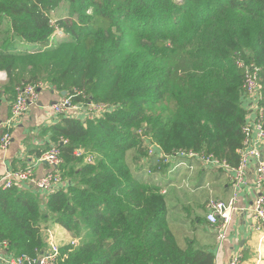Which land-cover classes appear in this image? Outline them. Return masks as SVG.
<instances>
[{
    "label": "trees",
    "instance_id": "1",
    "mask_svg": "<svg viewBox=\"0 0 264 264\" xmlns=\"http://www.w3.org/2000/svg\"><path fill=\"white\" fill-rule=\"evenodd\" d=\"M62 3L68 17L52 22ZM250 66L264 115V0H0V94L11 103L17 86L42 82L108 107L94 120L61 116L48 128L36 156L59 149L63 184L45 195L0 188V239L34 259L58 225L78 239L59 247L58 264H215L198 245L197 218L181 209L175 228L167 184L147 174L180 170L179 161L193 168L198 159L180 153L238 165Z\"/></svg>",
    "mask_w": 264,
    "mask_h": 264
},
{
    "label": "crops",
    "instance_id": "2",
    "mask_svg": "<svg viewBox=\"0 0 264 264\" xmlns=\"http://www.w3.org/2000/svg\"><path fill=\"white\" fill-rule=\"evenodd\" d=\"M6 84V75L0 71V88ZM63 95L56 92L49 85L39 92V99L35 105L29 106L10 126V142L6 149L0 148V177L7 171H17L26 166H33L35 178L41 177L50 167L45 162L37 163L36 153L41 151L50 142V128L59 117L50 113L49 105L58 101ZM10 101L4 94H0V123L7 120L10 115ZM253 113L249 112V120ZM0 127V133L2 132ZM261 157L264 161V144L261 147ZM194 167L186 169L169 165L165 168V174L154 173L160 185L165 182L167 191V220L173 221L175 228L182 227L177 220H182L186 215L181 209L191 211L192 218H197L199 226V246L215 253V264H225L230 256L240 251L244 255L245 264H264V227L257 231L253 228L250 214V206L253 200L263 189L253 184L254 163H251L246 171L247 185H245L237 198V211L233 214L228 227V235L218 249L212 226L205 219L204 206L209 199L228 202L232 198L233 190L230 180V172L217 167H206L198 160L191 162ZM171 168V171H169ZM169 171V172H168ZM187 215L186 219H191ZM189 223L184 226L187 228ZM174 230V229H173ZM47 232L53 234L59 243L68 239V233L58 225L53 226ZM70 239V237H69Z\"/></svg>",
    "mask_w": 264,
    "mask_h": 264
},
{
    "label": "built area",
    "instance_id": "3",
    "mask_svg": "<svg viewBox=\"0 0 264 264\" xmlns=\"http://www.w3.org/2000/svg\"><path fill=\"white\" fill-rule=\"evenodd\" d=\"M178 1V0H177ZM242 66V63H238ZM44 86L42 82L38 84H25L15 88V98L10 103V115L7 120L0 123L2 129L8 130L12 124L28 109V106L34 104L39 99L38 89ZM244 89L246 95L250 99L249 109L254 114L251 120L243 128L244 141L243 148L240 150V161L234 168L220 163L218 160L204 155L194 153H180V157L197 158L202 165L206 167L222 166L229 169L231 186L233 190L232 198L228 202L212 200L207 206L206 220L213 227L216 244L219 249L228 235V227L232 220L233 214L237 211V198L243 187L247 185L246 171L251 163H254L253 184L260 188L264 187V161L261 157V147L264 144V115L263 109L259 106L262 96V84L258 77V69H252L251 66L245 71ZM82 92L75 91L68 97H61L47 109L56 116L74 118V119H96L100 117L108 108L103 104L88 102L82 99L75 101L74 98L81 95ZM85 100V101H84ZM10 142L9 131L0 133V148L6 149ZM85 155V150L79 148L75 150V155ZM85 160H90L89 156ZM37 163L45 162L50 169L39 178H35L33 166L28 165L24 169L17 171H7L0 177V188L7 189L13 185L32 186L36 188L42 195L55 191L63 180L60 177L57 167L62 163L60 151L56 147H52L42 153L37 159ZM179 167H187L185 161L177 163ZM250 214L253 221V228L257 231L264 227V192L259 193L250 206ZM50 234L49 250L37 258H30L26 255L16 256L8 249V243L5 239H0V264H58L59 247L61 245L70 244L72 246L78 244V239L68 237L66 241L60 243L56 237ZM225 264H245L244 255L240 251L234 252Z\"/></svg>",
    "mask_w": 264,
    "mask_h": 264
},
{
    "label": "rangeland",
    "instance_id": "4",
    "mask_svg": "<svg viewBox=\"0 0 264 264\" xmlns=\"http://www.w3.org/2000/svg\"><path fill=\"white\" fill-rule=\"evenodd\" d=\"M68 17V12H67V4L66 3H62L58 8H56V9H54L51 13H50V19H51V21L52 22H54V21H56L57 19H60V18H67ZM55 36H57L56 38H60V34L57 32V33H55ZM28 48H30L29 46H28ZM27 48V51H30V50H33V47H31L30 49H28ZM25 50V49H24ZM23 49L21 50V51H24ZM45 86H48V85H45ZM45 86H42L41 88H39L37 91H38V93L40 92V90L41 89H43ZM80 92H82V91H80ZM72 95V94H71ZM81 96L83 97H85V95H84V93L82 92V94H81ZM73 98L75 99V95H73ZM60 100H61V98H60ZM87 101V100H86ZM38 101H36L34 104H31V105H35L36 103H37ZM55 103V102H54ZM74 103H76L75 102V100H74ZM53 104V103H52ZM51 104V105H52ZM31 105H29V106H31ZM29 106H28V108H29ZM50 106V105H49ZM107 107V106H106ZM27 108V109H28ZM108 108V107H107ZM109 109H111V108H109ZM99 118V117H98ZM88 120H90V119H88ZM91 120H94V119H91ZM81 121H83V122H86V120H84V119H81ZM131 170H132V172H134L135 171V166L133 165V164H131ZM147 175H152L153 177H154V174L152 173V172H148V174ZM158 179H160L159 177L158 178H155V181H157V182H160V181H158ZM256 187V186H255ZM264 187L262 186L261 187V189H263ZM262 192H264V191H262ZM185 213L187 214V215H192V213H191V211H185ZM175 232H176V234L178 235V231H176L175 230ZM190 238L191 239H194V238H196V236L195 235H193L192 233H190ZM180 242V241H179Z\"/></svg>",
    "mask_w": 264,
    "mask_h": 264
}]
</instances>
